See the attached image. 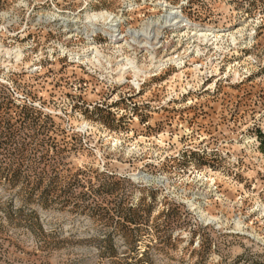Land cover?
I'll use <instances>...</instances> for the list:
<instances>
[{
	"label": "rangeland",
	"instance_id": "374dc122",
	"mask_svg": "<svg viewBox=\"0 0 264 264\" xmlns=\"http://www.w3.org/2000/svg\"><path fill=\"white\" fill-rule=\"evenodd\" d=\"M0 264H264V0H0Z\"/></svg>",
	"mask_w": 264,
	"mask_h": 264
},
{
	"label": "bare ground",
	"instance_id": "6f19581e",
	"mask_svg": "<svg viewBox=\"0 0 264 264\" xmlns=\"http://www.w3.org/2000/svg\"><path fill=\"white\" fill-rule=\"evenodd\" d=\"M40 18V17H39ZM54 18V17H53ZM85 19L87 20V24H88V28H89V30H88V32H87V34L89 33V31H90V33H89V37L90 36H93V35H95V34H97L98 32H101V33H103V34H105L106 36H110L109 34H108V32H106V31H109V30H114V31H117L116 29L118 28V24H117V19L115 18V16L113 17V16H111L110 14H108V13H99V14H89V13H87L86 15H85ZM164 21V24H166V23H170V22H175V24H178V23H183V20H181V16H180V13H178V11H176V10H174V9H172V8H170L169 9V11L167 12V14H166V16H164V19H163ZM47 22H52V18H50ZM97 23H101V26H100V28H98L97 26ZM187 24H189L188 22H187ZM185 25V26H187L188 27V25ZM190 25V24H189ZM184 26V27H185ZM147 27V26H146ZM189 28V27H188ZM146 33V32H145ZM130 35H131V37H132V39H133V42H134V40L137 38V36H136V33H133L132 34V32L130 33ZM87 36V37H88ZM111 37V36H110ZM152 38H153V36H152ZM155 38V37H154ZM156 40V39H155ZM96 52L95 53H97V50H95ZM120 51V50H119ZM125 60V59H124ZM126 62V64L125 65H123V66H120V71L122 72V73H120V79H122V77H123V75L125 74V72H126V70H127V66H129L130 64H131V62L128 60V59H126L125 60ZM175 63L176 61H174V60H172V59H168V60H166V63ZM166 63L164 64L163 62H161V63H159V66H158V68L160 67V68H162V66H166ZM177 64V63H176ZM157 66V65H156ZM145 74V73H144ZM143 74V75H144ZM142 75V74H141ZM134 78H135V80H136V78H137V75H135L134 74V76H133ZM144 180H146V181H152L151 179H148V177L146 178V177H144L143 178ZM155 182V181H154ZM160 181H157L156 183H159Z\"/></svg>",
	"mask_w": 264,
	"mask_h": 264
},
{
	"label": "trees",
	"instance_id": "16d2710c",
	"mask_svg": "<svg viewBox=\"0 0 264 264\" xmlns=\"http://www.w3.org/2000/svg\"><path fill=\"white\" fill-rule=\"evenodd\" d=\"M29 177H22L19 174H12L10 176H6L4 177V180L12 185V186H17L18 184L22 183L24 185V187H26L27 189H29V197H32L34 195V192L37 190V188L39 187L40 181L41 179L39 178H35V180L33 182H30ZM30 184H32L34 187L30 188ZM47 191H42L39 195V199L44 200L45 195H46Z\"/></svg>",
	"mask_w": 264,
	"mask_h": 264
}]
</instances>
